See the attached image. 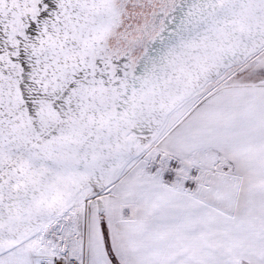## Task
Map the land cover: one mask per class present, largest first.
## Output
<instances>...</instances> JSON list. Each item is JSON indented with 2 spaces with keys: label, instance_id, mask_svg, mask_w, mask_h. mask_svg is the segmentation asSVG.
Masks as SVG:
<instances>
[{
  "label": "snow or ice",
  "instance_id": "1",
  "mask_svg": "<svg viewBox=\"0 0 264 264\" xmlns=\"http://www.w3.org/2000/svg\"><path fill=\"white\" fill-rule=\"evenodd\" d=\"M0 264H264V0H0Z\"/></svg>",
  "mask_w": 264,
  "mask_h": 264
}]
</instances>
